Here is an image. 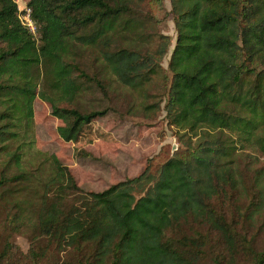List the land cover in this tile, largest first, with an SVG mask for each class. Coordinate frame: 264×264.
Wrapping results in <instances>:
<instances>
[{"label":"trees","instance_id":"obj_1","mask_svg":"<svg viewBox=\"0 0 264 264\" xmlns=\"http://www.w3.org/2000/svg\"><path fill=\"white\" fill-rule=\"evenodd\" d=\"M164 2L30 0L38 42L0 0V264H264V0H170L175 42L149 34ZM158 78L181 148L134 179L88 192L56 155L14 147L37 99L78 143L116 111L115 84L145 102Z\"/></svg>","mask_w":264,"mask_h":264},{"label":"rangeland","instance_id":"obj_2","mask_svg":"<svg viewBox=\"0 0 264 264\" xmlns=\"http://www.w3.org/2000/svg\"><path fill=\"white\" fill-rule=\"evenodd\" d=\"M164 6L167 10L164 24L162 27H151L149 34L162 33L175 42L177 32L170 0H165ZM255 38L256 45L261 49L264 46V27ZM169 61L170 54L163 61V67L166 76L171 79ZM149 91L152 96L144 102L136 93L115 84L111 97L116 111L97 120L93 130L78 143L65 142L60 138L58 128L62 122L52 116L50 105L37 99L35 121L28 133L21 131L22 138L14 147L25 144V151L30 157L36 156L35 153L40 156L56 155L71 170L82 189L104 193L114 184L138 177L148 163L154 167L162 165L181 148L175 129L167 120L165 79H156ZM153 104L156 105L154 108L147 109V105ZM184 140H188V137H184ZM252 225L250 231L256 235V244L264 247V209ZM7 237L5 235L3 239ZM11 241L28 251L27 236L14 235ZM210 245L217 251L227 253L216 231Z\"/></svg>","mask_w":264,"mask_h":264},{"label":"built area","instance_id":"obj_3","mask_svg":"<svg viewBox=\"0 0 264 264\" xmlns=\"http://www.w3.org/2000/svg\"><path fill=\"white\" fill-rule=\"evenodd\" d=\"M13 1L18 7V17L21 24L28 30L29 34L33 37V39L39 42L41 34L32 16L33 11L29 5L30 0Z\"/></svg>","mask_w":264,"mask_h":264},{"label":"water","instance_id":"obj_4","mask_svg":"<svg viewBox=\"0 0 264 264\" xmlns=\"http://www.w3.org/2000/svg\"><path fill=\"white\" fill-rule=\"evenodd\" d=\"M176 149V148H175Z\"/></svg>","mask_w":264,"mask_h":264}]
</instances>
